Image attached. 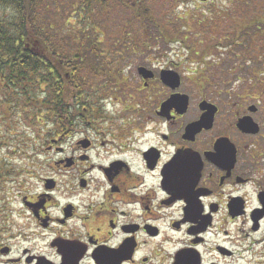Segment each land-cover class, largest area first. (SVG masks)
<instances>
[{"label":"flooded vegetation","instance_id":"obj_1","mask_svg":"<svg viewBox=\"0 0 264 264\" xmlns=\"http://www.w3.org/2000/svg\"><path fill=\"white\" fill-rule=\"evenodd\" d=\"M120 1L140 9L136 0ZM199 2L207 7V0ZM75 4L76 18L86 14L87 3ZM249 6L250 98L264 101V2L249 0ZM41 50L45 79L61 90L43 109L55 120L37 149L34 180L10 200L0 196V264H251L255 246L264 243V135L256 120L264 103L241 111L238 94L221 97L224 72L209 70L220 65L218 52L190 72L194 92L180 74L178 87L165 83L161 73L176 69L152 57L108 61L98 78L93 68L90 82L99 80L108 91L83 94L80 55L66 59L49 44ZM8 62L0 69L2 95L15 82ZM140 66L153 76L143 78ZM184 94L185 108L176 100ZM202 116L203 124L187 133ZM243 116L257 123V133L238 128Z\"/></svg>","mask_w":264,"mask_h":264},{"label":"trees","instance_id":"obj_2","mask_svg":"<svg viewBox=\"0 0 264 264\" xmlns=\"http://www.w3.org/2000/svg\"><path fill=\"white\" fill-rule=\"evenodd\" d=\"M78 1L81 6L87 3L86 6H83L86 9V14L76 18L74 10L78 6H76L75 0L69 2L62 0H0V69H2L4 63L6 65L8 62V60H3V57L13 56L8 65L14 71L13 76L15 77V82L10 85L5 84L4 94H0V103H4L3 105L7 108L6 111L21 105L22 108L35 111L38 113L37 116H40L41 112L45 114L43 109L54 100L55 93L60 92V85L47 82L45 79L43 52L41 50L44 44L56 47L57 50L58 47L62 46L59 44L69 47L70 52L67 54L63 53L62 50V55L66 59H71L73 54L75 56L80 55V58L77 59L80 61L78 86L80 91L83 92L87 86H91L90 71L94 68V77H97L108 66L104 54L110 51L113 55V61H123L127 54L141 56L142 60H147L146 54L157 53L154 49L151 51V49L144 48L149 46L152 41L156 43L161 41L164 45H171L175 42L185 43L191 39V32H193V43L197 47L190 43L186 45V48L193 50L195 55L199 56L198 59H203L206 56L205 53L217 51L215 45L221 46L222 49L229 48L232 52L234 47L241 45L240 39L248 41L249 24H238L242 18L235 16L236 13L230 12L229 9L226 12H221L204 6V9H197L199 11L194 13L187 8L188 14L183 11L176 15L175 20H180L182 23H174L170 20L165 25L164 21L156 17L157 15H153L151 11L147 10L151 8L150 3L155 0H136L137 5L140 2L144 8L137 11L129 10L130 12L127 6L124 8L120 0ZM171 1L174 2V5L177 3L179 5L190 3L185 0ZM229 2L232 3V0H229ZM45 10L53 14H61V10L65 14L72 12V15H67L66 19H69V17L76 18L75 22L70 24V33L54 36V38L61 36V42L58 43L57 40H54L56 45L52 42L53 35H50L47 31V29L53 30L52 25L50 23L44 25L41 22V13ZM117 12H124L125 14H115ZM203 12H207L205 13L208 19L206 22L198 18V15H202ZM192 14L194 16H191ZM115 15H117V19L114 18ZM192 17L196 20L193 29L190 28V25L195 21L193 20L192 23L189 21ZM133 18L134 21L141 22L142 34L144 33L147 41L150 40L147 43L142 42L141 45L144 47L141 53L138 52L139 50L130 49V46L138 45L137 43L129 44L133 35L128 32L127 28ZM247 21L250 22L249 19ZM54 29L60 31L62 27ZM201 35H208L209 38H207L208 42H204L203 45L204 37ZM77 45H109L111 48L108 51L81 49L79 52L74 53L76 50L73 46ZM113 47H116V49L113 50ZM102 53L104 54L102 55ZM50 99L53 100L50 101ZM46 100L50 102H46ZM2 171L0 168V177L1 174L5 176Z\"/></svg>","mask_w":264,"mask_h":264},{"label":"rangeland","instance_id":"obj_3","mask_svg":"<svg viewBox=\"0 0 264 264\" xmlns=\"http://www.w3.org/2000/svg\"><path fill=\"white\" fill-rule=\"evenodd\" d=\"M69 2L70 0H62ZM126 3H130L132 0H123ZM189 1L190 3L182 5V4H175L171 0H155L153 3H150V7L147 9L148 11H151L153 15H157L156 17L159 18V20L164 21L165 25H167V21H172L174 23H179L182 21L175 20L176 15L178 13H182L185 11V14H188L187 8H189V11L196 13L197 10L196 7L205 6L200 4V0H185ZM212 1V2H211ZM211 2V3H210ZM261 2H264V0H261ZM239 5L236 4V1L232 0V3L228 4L227 0H207V5L209 8H212L214 11H228V9L235 13L244 14L246 16H241L240 22L238 24L244 25V24H250V22L247 21L248 15L251 12L250 6H249V0H238ZM138 6L140 8H144V6L139 2ZM187 6V7H186ZM227 6V7H226ZM118 8V7H117ZM125 8V7H124ZM123 8V9H124ZM204 9V7H202ZM207 8V7H206ZM47 9V8H46ZM63 9V8H62ZM236 9V10H235ZM119 11H122L121 9H118ZM133 10L131 8L128 9ZM207 10V9H205ZM67 12V10H66ZM130 12V11H129ZM61 10V14H53L51 12H48L45 10V12L41 13V22L46 25V23H50L52 25V29H47V31L50 33V35H53L52 42L54 45H56V42L54 40H57V42H61V36L54 38V36L57 35H64V33H70V28L72 23H74L76 18H67V15H72V12H67V14L63 13ZM204 13V14H203ZM202 15H198L199 19L206 22L208 19L206 17L207 12H203ZM115 14H125L124 12H117ZM200 14V13H199ZM130 16V14L128 13ZM75 16V15H74ZM191 16H194L193 14ZM115 19H117V15L114 16ZM193 20L195 22H193ZM191 21L190 28H195L196 20L192 17L189 19ZM65 24V25H64ZM150 26V24H149ZM59 31H55L54 28H61ZM128 32H130L133 36L131 40V43L129 44H135L137 43L139 46L142 44V42H148L147 39L144 37V33L142 34L141 29V22L140 21H134V18L132 19V22L128 25L127 28ZM141 31V32H140ZM250 33H251V26H250ZM113 35V34H112ZM191 39L189 41H186L185 43H179L175 42L171 45L151 42L149 43L151 46V51L154 47L157 48L156 54L154 53H148L146 54V58H158L161 62V64L165 62H171V66L176 69L177 72L181 75V79L184 83L190 85V91H195L198 86H192L190 84V81L193 78V75L190 73L191 71L195 72V70H199L201 66V59H198L199 56L195 55V52L193 50H189L186 48L187 44L192 43L194 46L196 44L193 43V32H191ZM139 36V37H138ZM202 36V35H201ZM64 37V36H63ZM203 42H208V35L202 36ZM208 38V39H207ZM226 39V38H225ZM240 46L234 49L232 52L230 49H222L217 50V54L213 53L214 58L216 60H221L220 65L215 64L214 66L211 65L213 68H209V70H213L212 73H215V69L218 68L220 72H224V76L221 75V77L226 82L222 84V89L220 91L221 97L225 99L227 96V93L229 95H235L238 94L239 96V106L241 107V111L246 110L247 107L250 104H253L255 101L262 107L261 104L264 103V101L261 99V97L257 98V95L254 94V99L250 98L252 93L249 89V81H248V73H249V65H248V57H249V51L247 50V43L244 40H239ZM61 46V50H63V53L67 54L69 53L70 49L67 46H63V44H59ZM144 45V43H143ZM246 45V46H245ZM197 47V46H196ZM202 50V49H201ZM199 52V51H197ZM209 52L205 53L207 55ZM104 53H102L103 55ZM219 54V55H218ZM157 55V56H155ZM112 53L107 52L104 54L105 61L112 60ZM126 61H137V62H143L141 56L137 57L135 55L127 54V57L124 58V62ZM209 60V58H208ZM212 60V59H211ZM244 64H243V63ZM124 64V63H121ZM124 67V65L122 66ZM234 67V72H229L227 75V71H229L231 68ZM125 74H127L129 77L132 76L130 72L132 71L131 67H124ZM135 71V70H134ZM130 74V75H129ZM126 75V76H127ZM134 75H137L134 72ZM97 76L96 78H98ZM191 77V80L190 78ZM107 86V84H105ZM73 88V86H71ZM195 88V89H194ZM187 90L186 86L181 87V90ZM72 89L71 91H73ZM108 91V88H103L102 84L99 80H94L91 82V86L85 88L83 92H79L85 94V93H100ZM1 94V92H0ZM2 95V94H1ZM0 95V96H1ZM114 95V94H113ZM115 96L122 97L121 94H116ZM235 97V96H234ZM2 98V97H1ZM101 98V97H100ZM232 99V98H228ZM260 101V103H259ZM105 102V101H104ZM4 103H0V168L3 170L4 177H2L6 183L3 184L0 179V196H6L8 197L6 199L10 200L12 199V194H16L19 192V190L23 189L21 186L26 185L24 189L28 188L30 183L34 180L36 169L39 167V163L41 160V156L39 155L37 149L42 141H45L46 136L49 134L50 131L53 130L52 123L55 120L54 113H48L42 114L41 112L37 116V112L35 111H29L27 108H22L21 105L15 109H10V111H6L7 108ZM98 105L103 104V101L98 100ZM264 106V105H263ZM35 116V117H33ZM38 117V118H36ZM257 122L262 125V134L264 135V107H262V114L256 115ZM263 140V138H259ZM264 144V142H263ZM32 177V178H31ZM13 181H15L13 183ZM13 192V193H12ZM6 193V194H5ZM247 258H251V255H247ZM253 261L251 264H264V243L262 245H256L254 255L252 256ZM246 261L241 262V264H245Z\"/></svg>","mask_w":264,"mask_h":264},{"label":"water","instance_id":"obj_4","mask_svg":"<svg viewBox=\"0 0 264 264\" xmlns=\"http://www.w3.org/2000/svg\"><path fill=\"white\" fill-rule=\"evenodd\" d=\"M138 73L145 79L151 78L153 76L151 71L147 70L145 67H139ZM161 78L165 83H167L172 88H176L180 84L179 75L177 72L173 70L162 72ZM176 96L178 97L176 98V100L181 99V104H183V107L185 108L187 106V96L186 95H183V97L180 95H176ZM202 119L203 116L200 120L188 125L186 130L187 133H193L194 131H196V129H198L201 124H203ZM237 126L242 132H246V133H257L259 131V127L257 123H255L252 120V118L249 116L241 117L237 123Z\"/></svg>","mask_w":264,"mask_h":264}]
</instances>
